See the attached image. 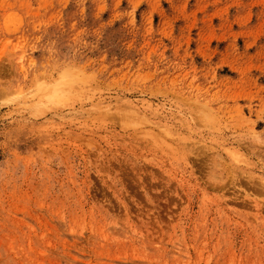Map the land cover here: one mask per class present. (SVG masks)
<instances>
[{
	"label": "rangeland",
	"instance_id": "374dc122",
	"mask_svg": "<svg viewBox=\"0 0 264 264\" xmlns=\"http://www.w3.org/2000/svg\"><path fill=\"white\" fill-rule=\"evenodd\" d=\"M0 264H264V0H0Z\"/></svg>",
	"mask_w": 264,
	"mask_h": 264
},
{
	"label": "bare ground",
	"instance_id": "6f19581e",
	"mask_svg": "<svg viewBox=\"0 0 264 264\" xmlns=\"http://www.w3.org/2000/svg\"><path fill=\"white\" fill-rule=\"evenodd\" d=\"M58 99V98H57ZM124 117V116H123ZM135 118V117H134ZM122 119V118H121Z\"/></svg>",
	"mask_w": 264,
	"mask_h": 264
}]
</instances>
